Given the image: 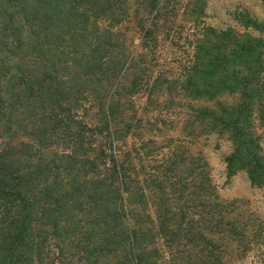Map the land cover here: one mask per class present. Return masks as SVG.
Instances as JSON below:
<instances>
[{
    "label": "trees",
    "instance_id": "1",
    "mask_svg": "<svg viewBox=\"0 0 264 264\" xmlns=\"http://www.w3.org/2000/svg\"><path fill=\"white\" fill-rule=\"evenodd\" d=\"M158 1L150 0L152 11ZM123 2L0 0V264H157L156 237L172 259L223 264L204 233L245 235L203 214L189 220L186 188L171 184L164 193L160 179L154 190L163 198L154 218L145 214L152 229L126 222L125 195L134 197L135 180L112 150L119 108L106 98L127 59L124 52L116 58V46L99 29L100 20L117 21ZM246 21L245 28L261 29ZM182 75L175 84L191 100L239 96L233 105L200 110L198 118L231 142L228 177L244 171L253 187L264 189V153L254 131L255 116L264 122V39L206 28ZM93 106L100 117L90 127L82 117ZM104 131L109 156L92 140ZM171 164L176 170L177 162ZM201 182L206 195L210 178ZM139 197L146 202L142 189ZM213 200L222 223L229 207Z\"/></svg>",
    "mask_w": 264,
    "mask_h": 264
},
{
    "label": "rangeland",
    "instance_id": "2",
    "mask_svg": "<svg viewBox=\"0 0 264 264\" xmlns=\"http://www.w3.org/2000/svg\"><path fill=\"white\" fill-rule=\"evenodd\" d=\"M149 4L150 0H124L117 21L103 19L99 26L116 46L112 50L116 58L122 60L124 52L127 59L119 80L109 81L106 98L119 108L112 130V150L127 170V177L135 180L130 186L134 197L125 195L129 211L126 222L134 228L152 229L145 214L154 218L157 202L163 198L154 190L158 186L154 180L160 179L164 193H170L171 184H177L186 188L188 203L183 208L189 220L199 213L219 222L222 229L227 223L238 232L244 231L243 238L204 233L216 244V256L223 264H264V189L253 187L244 171L228 177L225 160L232 151L231 142L226 134L207 130L198 118L200 110L214 109L216 104L233 105L239 96L194 101L175 84L183 78L194 43L206 28L231 29L238 35L264 39V0H159L157 11H152ZM247 16L261 26L259 31L244 27ZM145 29L149 34L142 38ZM261 108L264 110V96ZM99 117L93 106L82 118L95 127ZM259 118H254V131L264 153V122ZM107 138L104 131L92 140L109 156L112 150L108 149ZM55 150L45 154L51 156ZM172 162H177L176 170ZM104 169L101 165L96 173L102 174ZM205 174L212 190L206 185L207 194L203 195L200 185ZM141 189L146 202L139 199ZM215 195L229 207L222 223L214 206ZM155 243L160 252L157 264H188L184 259L170 258L158 237ZM56 264L62 263L57 259Z\"/></svg>",
    "mask_w": 264,
    "mask_h": 264
}]
</instances>
